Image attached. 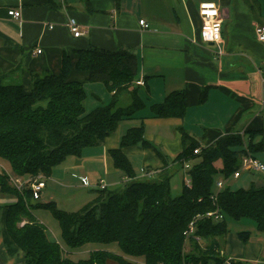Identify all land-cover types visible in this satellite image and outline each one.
Instances as JSON below:
<instances>
[{"label":"crops","instance_id":"obj_1","mask_svg":"<svg viewBox=\"0 0 264 264\" xmlns=\"http://www.w3.org/2000/svg\"><path fill=\"white\" fill-rule=\"evenodd\" d=\"M208 1L214 2L221 13L218 46L202 42L200 36L198 5ZM253 5L260 7L257 14ZM10 9L20 10L19 20L8 17ZM69 18L78 24L81 37H72L66 26ZM194 19L199 24L195 25ZM140 21H144L146 29L139 25ZM257 26H264L262 0H0L3 80L21 82L27 91L31 75L58 74L66 55L72 65L68 80L92 92L98 85L86 82V73L75 69L76 52L92 47L134 54L137 78L142 77L144 82L137 91L143 105L140 109L122 119L100 144L83 149L78 156L68 157L52 169L43 189L48 202L70 189L89 190L102 183L105 189L117 190L131 180L157 177L164 169L169 170L170 163L181 153L183 132L206 147L230 133L262 131L264 42L256 39ZM131 89L117 94L119 106L127 99L129 103L123 107L130 105ZM100 92L101 97L91 94L89 111L111 101L113 94L103 85ZM174 92L183 95L182 116L156 117L153 108ZM131 128L143 129L148 146L137 144L121 149L133 174L129 178L115 168L110 151L119 148L122 136ZM134 158L142 163L137 170ZM147 173L151 176L147 177ZM14 202L13 198L0 196V264H23V252L5 228L6 206ZM34 217L45 228L43 221ZM239 233L248 235L240 238ZM95 251L121 256L101 248L79 254L87 253L89 257ZM65 253L70 258V253ZM221 255L243 264H264V233L257 231L256 225L250 232L228 231Z\"/></svg>","mask_w":264,"mask_h":264},{"label":"trees","instance_id":"obj_2","mask_svg":"<svg viewBox=\"0 0 264 264\" xmlns=\"http://www.w3.org/2000/svg\"><path fill=\"white\" fill-rule=\"evenodd\" d=\"M76 55L75 69L86 73L85 81L101 83L113 94L108 104L86 112L81 83L68 80L72 65L66 55L58 74L31 75L27 91L21 82L0 77V159L8 164L13 178H49L54 167L100 144L122 119L143 106L138 86H133L138 76L134 54L88 47ZM130 87V105L119 106L117 94ZM153 110L158 118L180 117L183 95L170 93ZM258 132L261 130L247 131L243 136L230 133L206 147L183 132L182 151L173 163L193 161L187 170L191 187L182 182L181 192L174 198L170 197L171 175L164 169L155 180H131L117 190H98L90 203L69 213L54 202L33 201L27 186L18 191L8 175L1 173L0 196L15 199L6 206V231L23 252V264H106L109 260L116 264H226L221 255L227 234L225 216L252 220L257 231L264 233V188L251 185L247 190L232 191L225 186L217 191L215 182L217 177L229 180L244 155L254 157L260 151V146L252 144ZM137 144L148 146L143 129L131 128L122 136L119 148L110 151L115 168L129 178L133 174L121 149ZM218 161L221 167L217 169L214 164ZM36 209L51 214L64 246L37 222L32 213ZM216 211L222 219L205 216ZM23 219L27 223L19 227ZM190 223L193 233L186 237ZM247 235L238 234L240 238ZM111 244L117 245L121 256L95 251L88 259L74 262L65 255L86 245L105 250ZM228 264L243 263L229 260Z\"/></svg>","mask_w":264,"mask_h":264},{"label":"rangeland","instance_id":"obj_3","mask_svg":"<svg viewBox=\"0 0 264 264\" xmlns=\"http://www.w3.org/2000/svg\"><path fill=\"white\" fill-rule=\"evenodd\" d=\"M262 4H263V9H264V0H262ZM259 8H260L259 6H257V8H256V6H254V13L255 14H257V12L259 11ZM194 21H195L194 22L195 25L199 24L198 19H194ZM9 84H19V83H9ZM92 84L98 85V87L92 88L93 89L92 92H89V90L91 88H89V87L84 88V90L87 94V98H86L85 103H84L86 112L89 111V106H90L89 103L93 101L91 94H96L99 97H101V94H102L100 92L102 89V85L100 83H92ZM128 103H129V99H127L126 103H124V102L121 103L120 106H122V107L126 106ZM241 135L243 136L242 133H241ZM247 139H246V142L248 143ZM252 144L256 147H259V146L261 147L260 151H258L254 154V158H256L258 161H260L264 165V128L262 129L261 132H258L253 137ZM220 163L221 162L218 161L216 164H214L217 169L221 167ZM185 164L190 166L193 164V161L184 162L182 165L181 164H174L173 161H172V163H170L168 171H169V175H171L170 182H169L170 197L171 198H174L180 194L183 179L188 177L187 170L184 169ZM141 165H142L141 161H139L137 158H134V160H133L134 168L137 170L139 168V166H141ZM6 172L10 173L9 166L5 161L0 159V174L1 173L5 174ZM156 178L157 177H155L151 180H155ZM146 180L144 179V181H146ZM216 180H219V177H217ZM251 185H253L256 188H264V172H262V173L242 172L240 178L229 179L226 182V186H229L232 191H236V190H240V189L247 190L248 188L251 187ZM98 190H100L98 185L95 188L93 187L92 189H89V190H86V189H70L69 191H67V193H62V192L58 193L57 195H55L56 199H52V201L57 203V206L60 210H63L66 212H76L81 207H83L87 203L91 202L92 199H94L95 196L98 194V192H97ZM44 194H47V191H42L41 197L39 200L40 203L48 202V200L46 199V195H44ZM0 212H1V210H0ZM32 213H33V216H36L40 220L43 221L45 228H46V231L50 235V237L53 238L54 241H57L59 244H61V246H64V244L61 240V237H60V231H59L58 224L53 219L51 214L47 210H43V209L33 210ZM22 222H24L25 224L27 223V221L25 219H23L18 224L19 227H21L20 224ZM225 224H226L227 232L229 231L230 233L242 232V231L250 232L252 229H254V226H255V224L252 220H249V219L233 220L232 218H230L228 216H225ZM94 248H102V247L97 246V245H86V246H84L80 249H77L75 251H71V252L67 251V252L70 253L69 257L73 261L77 262V261L85 260L86 258H89L87 253H85V254L80 253L79 254V252L85 251L86 249L92 250ZM222 248H223V246L221 247V249ZM106 250L111 251L114 254L121 255V251L119 250V248L117 247L116 244H111L110 246H107ZM109 261H111V260H109Z\"/></svg>","mask_w":264,"mask_h":264},{"label":"built area","instance_id":"obj_4","mask_svg":"<svg viewBox=\"0 0 264 264\" xmlns=\"http://www.w3.org/2000/svg\"><path fill=\"white\" fill-rule=\"evenodd\" d=\"M198 16L201 21V30H200V36L202 42L206 44H212L218 46V44L221 41V31H222V20H221V13L218 8V6L214 2H201L198 5ZM7 15L9 18L13 20H19L21 17L20 10H14L10 9L7 11ZM139 25L142 26L144 29L147 28V25L144 23V21H140ZM66 26L70 33L72 34V37L79 38L82 36V32L80 31L78 24L76 21L72 18H69L67 20ZM209 29H211V34H209ZM255 36L256 39L259 42H264V26H257L255 28ZM40 50H37L36 53L40 54ZM262 83H264V79H262ZM144 82L142 77L137 78L133 82V86H143ZM189 166L187 164L184 165V169L188 170ZM242 172L247 173H262L264 172V165L258 161L253 156L247 154L244 155L240 160V166L239 168L232 174L230 179H238L241 177ZM8 175L10 183L18 190L22 191L25 186H27L30 189V193L32 196L33 201H39L41 197V193L43 189L45 188V178L42 176H37L33 180H19L13 178L9 173L6 172ZM147 177H150L151 174L147 173ZM228 180L219 179L217 180L215 186L217 191L222 190L226 186V182ZM183 184L185 187L190 188L191 187V181L189 177H186L183 179ZM100 190H104L105 186L100 183L98 185ZM214 198V197H213ZM206 217H215V219H222V215L216 212H209L205 215ZM25 223L22 222L20 226H23ZM193 233V223L189 224L188 231L184 233L186 237L191 235ZM196 240H198L196 238ZM226 264H228L229 259L226 260Z\"/></svg>","mask_w":264,"mask_h":264},{"label":"clouds","instance_id":"obj_5","mask_svg":"<svg viewBox=\"0 0 264 264\" xmlns=\"http://www.w3.org/2000/svg\"><path fill=\"white\" fill-rule=\"evenodd\" d=\"M209 34H211V29H209Z\"/></svg>","mask_w":264,"mask_h":264}]
</instances>
